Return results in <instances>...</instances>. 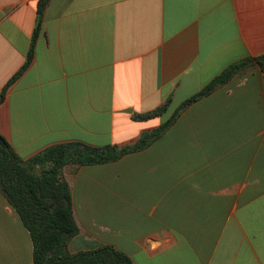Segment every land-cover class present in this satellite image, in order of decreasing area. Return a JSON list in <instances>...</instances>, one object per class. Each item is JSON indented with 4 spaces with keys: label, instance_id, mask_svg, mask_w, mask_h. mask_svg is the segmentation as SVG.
<instances>
[{
    "label": "crops",
    "instance_id": "0c3cea01",
    "mask_svg": "<svg viewBox=\"0 0 264 264\" xmlns=\"http://www.w3.org/2000/svg\"><path fill=\"white\" fill-rule=\"evenodd\" d=\"M40 1L0 0V134L23 159L67 141L134 145L231 63L264 54V0H49L34 58L8 86ZM168 99L162 116L135 119ZM63 174L80 228L72 253L264 264V71L193 103L145 150ZM91 186L110 198L78 197ZM33 251L0 192V264H35Z\"/></svg>",
    "mask_w": 264,
    "mask_h": 264
},
{
    "label": "trees",
    "instance_id": "16d2710c",
    "mask_svg": "<svg viewBox=\"0 0 264 264\" xmlns=\"http://www.w3.org/2000/svg\"><path fill=\"white\" fill-rule=\"evenodd\" d=\"M48 3L49 0H41L38 4L37 23L27 61L8 86L24 73L34 58ZM255 66L264 71V54L231 63L200 92L184 101L170 119L157 129L143 133L139 141L131 146L96 147L80 141H67L53 144L32 157L23 159L0 134V192L30 232L34 245V263L134 264L128 255L111 245L77 253L69 250V243L79 234L80 228L75 221L72 192L64 177V168L70 164L92 166L112 163L126 154L145 150L162 138L184 109L210 95L217 88L230 84L241 72ZM4 97L5 89L0 96V103ZM170 102L171 99H168L153 112L137 114L134 117L137 120H148L162 116Z\"/></svg>",
    "mask_w": 264,
    "mask_h": 264
},
{
    "label": "rangeland",
    "instance_id": "374dc122",
    "mask_svg": "<svg viewBox=\"0 0 264 264\" xmlns=\"http://www.w3.org/2000/svg\"><path fill=\"white\" fill-rule=\"evenodd\" d=\"M164 119H166V117ZM77 195H78L79 198H85L86 196L87 197H91V198H93V197H95V198L103 197L102 199H106L107 197H108L107 199L110 198V196H108L107 194L106 195H102L100 193V191L98 190V188L95 187V186L89 187L88 188V193L86 192V190H84V191L78 192ZM103 209L109 212V210L111 209V207L108 206V205H106L105 207H103ZM111 217L112 216H106L107 219H109Z\"/></svg>",
    "mask_w": 264,
    "mask_h": 264
}]
</instances>
